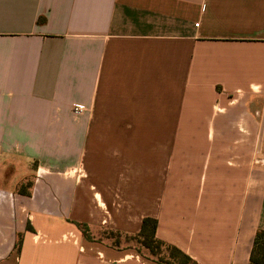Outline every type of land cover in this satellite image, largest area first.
<instances>
[{
	"label": "crops",
	"instance_id": "1",
	"mask_svg": "<svg viewBox=\"0 0 264 264\" xmlns=\"http://www.w3.org/2000/svg\"><path fill=\"white\" fill-rule=\"evenodd\" d=\"M148 216L252 264L264 0H0V264H159L98 235Z\"/></svg>",
	"mask_w": 264,
	"mask_h": 264
},
{
	"label": "trees",
	"instance_id": "2",
	"mask_svg": "<svg viewBox=\"0 0 264 264\" xmlns=\"http://www.w3.org/2000/svg\"><path fill=\"white\" fill-rule=\"evenodd\" d=\"M157 225L158 220L154 217L148 216L143 218L141 229L136 234H125L118 230L109 229L111 236L114 238V241L111 245L117 248H122L123 246H121L120 235H130V238L136 240L141 246L150 252V254L153 256L151 260L159 264H196V262L181 249L157 238ZM79 227L86 237L91 238L88 232V226L86 224L80 223ZM163 248L170 252L168 257L169 259L167 260L161 256V251ZM155 256L157 259L154 258ZM251 262L252 264H264V230H260L256 234L254 239V247L251 254Z\"/></svg>",
	"mask_w": 264,
	"mask_h": 264
},
{
	"label": "rangeland",
	"instance_id": "3",
	"mask_svg": "<svg viewBox=\"0 0 264 264\" xmlns=\"http://www.w3.org/2000/svg\"><path fill=\"white\" fill-rule=\"evenodd\" d=\"M98 235H101L102 237L107 239L110 244H112V242L114 241V238L111 236L109 229H103V230L100 229L98 231ZM120 238H121V246L132 247V248L136 249L138 252L140 251L139 253L143 254L145 257H148L150 259L153 258V256L150 254V252L146 248L141 246L136 240L130 238V235L121 234ZM169 255H170V252L167 251L165 248H163L161 251V256L167 260V259H169L168 258ZM154 258L157 259L156 256Z\"/></svg>",
	"mask_w": 264,
	"mask_h": 264
},
{
	"label": "built area",
	"instance_id": "4",
	"mask_svg": "<svg viewBox=\"0 0 264 264\" xmlns=\"http://www.w3.org/2000/svg\"><path fill=\"white\" fill-rule=\"evenodd\" d=\"M196 25H198V23H196ZM85 109H86V106L83 105V104H76L73 107V111L75 113H79V114L82 113V112H84V111H86Z\"/></svg>",
	"mask_w": 264,
	"mask_h": 264
}]
</instances>
